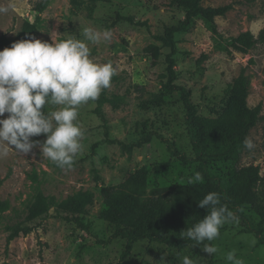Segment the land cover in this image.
Listing matches in <instances>:
<instances>
[{
  "label": "rangeland",
  "instance_id": "1",
  "mask_svg": "<svg viewBox=\"0 0 264 264\" xmlns=\"http://www.w3.org/2000/svg\"><path fill=\"white\" fill-rule=\"evenodd\" d=\"M38 1L0 0V6L15 5L9 13L0 14V35L13 38L24 22L33 21L36 15L33 8ZM230 4L232 10L216 18V32L212 25L196 18L175 34V85L190 94L199 118L217 119L236 106L237 96L231 85L241 69L248 67V105L250 108L262 105L263 118L248 136L256 147L248 151L232 148L229 140L213 142L211 137L216 132L227 135L232 129L231 124L217 127L206 130L205 160L229 184H233L230 174L236 160L242 166L259 167L263 180L258 191L264 197V44H258L249 55L231 48L232 38L241 33L251 32L258 38L264 31V0L202 1L203 7ZM131 16L142 26L129 33L112 26L113 21ZM184 18L185 9L174 0H52L31 39L53 43L75 36L83 40V30L91 27L110 30L115 40L124 37L130 47L127 53L113 55L109 43L90 45L91 58L96 63L111 62L117 70L105 94L117 100L116 104L101 105L94 100L79 108L77 122L84 132V147L70 170L61 169L43 157L39 147L24 156L10 148L6 157H0V200L10 202V209L0 217V264H162V258L164 264H183L185 256L194 264H229L226 254L230 251H235L244 264H264V246H257L254 235L243 233L246 225L242 222L226 224L217 240L204 242L219 249L211 256L202 251L203 245L198 246L190 239L169 244L143 240L127 252L126 239L111 240L116 230L114 216L105 222L55 207L47 218L26 221L39 191L62 204L75 202L87 192L98 195L99 189L114 187L117 197L113 213L130 215L153 190L184 187L199 172L198 163L185 164L168 150L167 141L179 153L194 158L181 94L168 87L167 57L171 50L154 39ZM152 44L161 47L157 63L145 53ZM250 59L253 63L248 66ZM148 135L153 136L151 142L129 148ZM31 139L43 143L46 137ZM204 183L203 178L193 184ZM241 214L260 230L264 239L260 217L248 205L242 207ZM77 220L88 225L89 231L82 229ZM18 224L36 229L7 247L9 227Z\"/></svg>",
  "mask_w": 264,
  "mask_h": 264
},
{
  "label": "trees",
  "instance_id": "2",
  "mask_svg": "<svg viewBox=\"0 0 264 264\" xmlns=\"http://www.w3.org/2000/svg\"><path fill=\"white\" fill-rule=\"evenodd\" d=\"M175 3L185 9V18L177 26L166 28L162 35L155 36L154 39L161 43L164 48L171 50L167 57L169 82L168 87L173 91L181 94L182 103L185 108V125L189 135L190 143L194 153V158H188L179 153L174 144L168 143V150L175 158L180 159L183 163H198L199 173L205 180L204 184H188L184 187L174 189L163 188L155 189L151 195L142 202L136 211L127 215L125 212H115V202L117 190L114 187L101 188L96 193L87 192L82 194L77 201L64 202L59 204L55 198H49L39 191L36 202L29 209L27 222H34L38 219L47 218L52 208H63L73 214L81 215L82 218L93 216L102 221H110L112 217L116 220V230L111 240L122 237L128 241L127 252H130L136 242L149 240L161 244L175 243L187 238L182 234L187 228H192L204 216L207 215L206 209H201L198 203L209 193L216 192L220 194L221 204L234 211L239 217V222L246 225V231L255 236L257 246H264V239L258 228H254L249 224L247 219L241 214L243 206L248 205L261 219L260 224H264V197L258 191V185L262 182L263 177L260 168L254 165L242 166L240 161L236 160L230 174L233 184H229L223 180L222 175L214 173L210 166L206 163L205 158L208 151L205 141L206 130H213L217 127L232 125L231 131L224 135L222 132H216L211 140L213 142L231 141V147L245 149L243 141L249 136L250 131L254 129L262 120V105L259 104L255 108H250L248 98L250 96V79L247 75V68L243 67L239 76L231 85L237 96V104L234 108L223 113L217 119H201L197 116L196 107L190 101V94L182 87L175 85L177 75L174 71L176 61L175 34L181 32L188 27L196 18L213 26L214 32L215 20L224 17L230 12L233 6L225 5L221 7H203V0H174ZM52 0L38 1L33 11L36 14L33 21L24 22L21 30L13 37L8 38L6 35H0V51L10 48L12 44L31 39L39 30L42 23V14L49 8ZM112 26L123 30L125 33L133 31L135 28L142 26L134 17H128L124 20H116L112 22ZM260 43L264 44V31L258 38L251 32L241 33L239 36L232 38L231 48L240 54L249 55L252 50ZM109 52L113 55L127 53L130 43L124 37L119 40L112 38L108 45ZM145 53L152 57L153 62L157 63L160 59L161 47L155 44L145 49ZM253 63L252 59L248 62V66ZM108 89V88H107ZM95 100L98 104L113 103L116 104L117 98L109 99L106 97V91ZM101 119L105 121L103 114L99 113ZM153 136L148 135L140 139L135 145L129 148H140L144 144L151 142ZM264 149V141L262 144ZM249 151V150H248ZM142 182L143 179H140ZM99 182V179L96 178ZM2 181H0V187ZM10 209V202L0 200V217ZM78 225L89 231L88 225L81 220L76 221ZM36 229L35 226H24L18 224L9 227V235L7 237V247L19 237H26Z\"/></svg>",
  "mask_w": 264,
  "mask_h": 264
},
{
  "label": "clouds",
  "instance_id": "3",
  "mask_svg": "<svg viewBox=\"0 0 264 264\" xmlns=\"http://www.w3.org/2000/svg\"><path fill=\"white\" fill-rule=\"evenodd\" d=\"M15 5L0 6V14H7ZM83 40L69 36L59 42L28 39L0 51V157L11 148L28 155L39 147L42 156L59 168L70 170L83 151L84 132L78 124L79 108L96 100L111 86L117 74L111 62L98 64L91 58L90 45L110 43V30L85 28ZM44 135L41 143L32 137ZM243 146L253 150L256 145L246 137ZM197 172L188 183L202 181ZM207 215L182 234L202 251L213 256L219 249L212 243L229 223H239V217L227 205L221 204L220 194H207L199 203ZM229 264H244L235 251L226 254ZM162 264L164 260L162 258ZM183 264H194L187 256Z\"/></svg>",
  "mask_w": 264,
  "mask_h": 264
}]
</instances>
